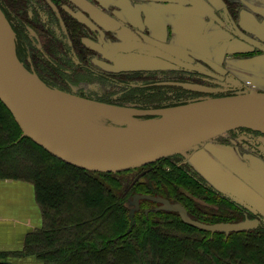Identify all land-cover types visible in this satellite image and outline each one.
<instances>
[{"label": "trees", "instance_id": "1", "mask_svg": "<svg viewBox=\"0 0 264 264\" xmlns=\"http://www.w3.org/2000/svg\"><path fill=\"white\" fill-rule=\"evenodd\" d=\"M2 1L16 12L21 29L26 3ZM46 72L56 82L68 77L51 67ZM133 94L141 104L172 100L162 92ZM179 160L169 156L120 173L76 168L22 137L0 102V180L31 184L42 221L21 250L0 252V264H25L20 263L25 258H33V264H264V222L247 231L209 233L186 225L178 213L149 198L133 206V196L146 195L180 204L189 218L204 224L257 219Z\"/></svg>", "mask_w": 264, "mask_h": 264}, {"label": "flooded vegetation", "instance_id": "2", "mask_svg": "<svg viewBox=\"0 0 264 264\" xmlns=\"http://www.w3.org/2000/svg\"><path fill=\"white\" fill-rule=\"evenodd\" d=\"M22 1L26 3L27 7L25 12L26 21L22 23V28L18 29L17 24L12 22L19 19L18 15L14 10L4 7L5 4L0 0V10L6 19L11 22L15 31V52L22 65L28 71L37 74L45 84H52L53 82L58 84L55 80L50 79L47 72V75H45L42 71L49 67L62 71L61 68L65 67L66 63L64 43H67L73 59H76L79 65L86 66L85 63L90 60L88 59V52L95 54V51L87 47L83 41L86 36H89L88 39H94V35L97 36L98 33L96 34L94 32L95 28L88 26L83 19L75 16V11L78 10L76 7L78 6L75 5L74 0ZM250 1L253 2V5L245 4H250ZM91 3L95 5L94 2ZM193 3L196 4V2ZM213 3L210 5L213 9V16L211 17L203 13L198 16L192 15L194 10L201 11V9L189 4L183 6L188 9L187 14L177 15L172 13L166 19L165 16L154 17L149 15L145 17L141 15V24L138 26L119 19L111 14V9L108 10L107 17L113 21L123 23L124 27L121 26L116 29L107 27L104 32L102 31L105 35L106 46L108 44L112 46L113 43L114 50L120 48L122 53L124 52L123 54L134 53L146 58L153 57L165 61L173 67L162 72L156 70L158 75L155 76L142 75L143 72H148L142 69L134 70L132 73L135 75L127 72H109L106 76L96 75L97 79L108 82L111 87H113L112 85H119L122 90L126 89L127 94L119 92L121 93L120 99L137 101L134 97L135 94H133L135 89L132 88L131 90L129 87L133 83H140L142 91L144 89L149 95L158 92H162L164 95L171 94L169 98L172 100L168 102L173 103L172 101H175L178 104L179 102L186 103L208 97L218 98L235 95L240 90L236 79V75L240 70H246L247 79H250L246 81L247 88L256 89L260 77L264 85V0H220V2L214 0ZM143 4H150V2ZM29 8H34L33 11L36 14L32 15L28 10ZM39 13L47 15L48 21L54 28L53 30L42 24L43 20ZM83 17L86 18L85 15ZM86 19L87 22H93L92 18L88 17ZM183 27L186 28V31L179 33L177 29H183ZM193 28L196 31H193ZM124 29L135 33L139 39H132L129 40L132 41L131 43H124L119 35L120 31ZM31 31L40 45L39 48H33L32 44H27V35L32 39L30 36ZM22 32L26 34L27 38L21 42ZM153 33L157 37H154ZM189 36L194 37L187 39ZM145 38H150L155 43L146 42ZM196 41H198V44H196ZM164 46L175 48L180 51L178 53L184 52L182 55L187 56V59L182 58V55L163 50ZM194 49L200 54L195 52ZM209 50L211 52L216 50L215 64L210 60ZM105 52H108L106 47ZM116 52L108 53L114 57L119 54ZM243 67L245 69H242ZM72 70V75H77L78 68L75 69L73 64ZM258 75H260L259 78ZM68 79L69 77H65L59 83L66 85ZM175 81L185 84V86H191L193 89L186 90L182 87H176L174 86ZM260 92L264 93V90ZM134 104L146 110L161 108H154L152 104ZM165 106L168 107V105ZM236 130H239L242 134L244 143L245 141L249 142L250 154L264 161V134L245 128Z\"/></svg>", "mask_w": 264, "mask_h": 264}, {"label": "water", "instance_id": "3", "mask_svg": "<svg viewBox=\"0 0 264 264\" xmlns=\"http://www.w3.org/2000/svg\"><path fill=\"white\" fill-rule=\"evenodd\" d=\"M55 95L105 105L127 114L135 112L131 117L144 133L114 137L84 130L57 109L54 104ZM0 102L13 117L22 137L28 138L66 164L94 172L120 173L144 167L162 158L197 147L200 143L233 129L245 128L264 134V93L257 91L206 98L186 105L142 112L52 91L36 75L27 71L18 60L8 24L1 10ZM185 106L193 108L170 115L172 109ZM108 120L103 118L100 123L90 118L86 121L105 129L129 128ZM149 122L155 123L144 124ZM204 152L201 150L192 153L187 161L190 164L195 162L206 172L208 178L202 176L209 184L219 188L221 192L233 195L239 203H250V200L256 202L258 198L253 193L262 195L247 179L241 181L236 177L231 178L227 169L223 171L214 159H206ZM141 176L142 174L137 175L126 191ZM261 180L264 181V178ZM259 198L264 200L261 196ZM153 200L161 203L162 209L178 213L186 225L209 233H236L254 229L259 225V220L256 219H245L238 223L204 224L189 218L185 208L179 204L172 205L164 199Z\"/></svg>", "mask_w": 264, "mask_h": 264}, {"label": "rangeland", "instance_id": "4", "mask_svg": "<svg viewBox=\"0 0 264 264\" xmlns=\"http://www.w3.org/2000/svg\"><path fill=\"white\" fill-rule=\"evenodd\" d=\"M204 1L203 0L202 1L201 0H90V1L89 0H74L75 5L78 6L76 7L78 10L75 11V16L80 19H83L88 24V26H90L91 28H95L94 32L96 34L98 33L97 36L94 35V39H88L89 36H86V38L83 41L87 47H89L90 49H94L95 54L89 51L88 59L90 60L87 63H85L86 66H83V64L79 65L78 61L76 59L75 60L73 59V55L69 51L67 43H64V48L66 50V56H65L66 63H65V67L61 69H62V72H65V74L69 75L68 83L66 85H63L59 82L58 84L54 82L52 84L51 83L45 84L43 82V79L39 78L37 74L33 72L31 73L36 75L37 78L52 91L66 93V94H69V95H72V96H75V97H78L84 100H88V101H97V102H101V103H105V104L113 105L117 107L130 108L138 112L147 111L146 109L138 107L134 104V103L141 104V102L139 101H133L130 99H127V100L120 99L121 93L123 94H125L126 92L128 93L126 89L122 90L119 85H112L113 87H111L108 82L98 80L97 76L100 74L102 76H106V74H108L109 72L111 73L127 72L128 74L135 75L134 73H132L134 72V70H142V69L144 71H148V72H143L142 75L155 76V75H158L156 70H158L159 72H162L164 70H170L173 66L165 61L157 60L156 58H153V57L146 58L145 56L136 55L134 53L123 54L124 52L122 53L120 48H117L116 50H114L113 43H112V46L109 44L108 46H106L105 35L103 34L105 29L107 27L111 29H116L118 27L123 26V23L113 21L112 19L107 17V11L111 9L112 10L111 14L117 16L121 20L129 21L133 23L135 26H138L141 24V15L145 17L149 15H153L154 17L155 16L156 17L165 16V19H166L168 15L172 13L177 14V15L187 14L188 9L184 8L183 6L189 5V4H192L195 7L201 9V11L197 9L194 10L192 12V15L198 16L200 13H203L205 15H209L210 17L213 16L212 14L213 9L211 8L210 5L214 4L213 3L214 0H204ZM91 2H94L95 5H93ZM146 2H150V4H143ZM193 2H196V4ZM215 2H220V0H215ZM172 3L175 5H173ZM245 4L253 5V2L250 1V4H247V3ZM33 9H30V8L28 9L30 10L29 12L32 15L36 14L33 11ZM39 15L41 16V19L43 20L42 24L45 25V27H49L53 30L54 28L51 26L50 22L48 21L47 15L45 13H39ZM83 15H85L86 18L88 17L92 18L93 22L92 21L91 23L87 22V19L83 17ZM6 22L8 24L9 32L14 42L15 49H16L15 31L13 30L11 22L7 19H6ZM12 22L13 24H18L17 21L15 20H13ZM122 31L123 33L120 32L119 35L121 37L120 36L119 37L122 40H124V43L126 42L131 43L132 41H129V40L139 39V37L135 33H132L126 29ZM177 31L181 33L183 31H186V28L184 27L183 29L178 28ZM30 33H31L30 36L32 39H30V37L27 35L28 37L27 44L29 45L30 43L32 44L33 48H39L40 45L38 41L32 35V31ZM152 35L154 37H157L155 33H153ZM21 37H22L20 40L21 42L26 40L27 38L24 32L21 33ZM144 40H146V42H149V43H155V41L150 38H145ZM21 44L22 46H24L23 43ZM196 44H198V41H196ZM105 47L109 53L117 51L119 54L115 55L114 57L110 56L108 52H105ZM163 50L165 51L167 50L169 52H172L173 54H178L180 56L184 54V52L178 53L180 51L172 47L164 46ZM194 51L200 54L197 50L194 49ZM209 52L211 55L210 60L213 64H215L216 50H214V52L213 51L211 52L209 50ZM182 58L187 59V56L185 57L183 56ZM72 64L73 66L75 65V69L78 68L77 75H72L73 73ZM242 69H245V68L243 67ZM259 77L260 75H258V78ZM247 78H248V74L246 70L245 71L240 70V72H238V74L236 75V79L240 86V90L236 94L249 92V91H257V92L259 91L260 92L264 90V85H263V81L261 80V77L259 79V83L257 84L258 87L256 89L255 88L252 89L249 87L247 88L246 81L250 80ZM72 79H73V82H72ZM140 86H141L140 83H137V84L133 83L129 87V89L131 88L132 90V88H134L135 90L133 92H136V91L142 92L144 96H148L149 93L145 91L144 89L142 91ZM174 86L182 87L183 89H186V90L193 89L191 86H185V84L183 85L182 83H179L177 81L174 82ZM170 95L171 94H165V97L169 98ZM208 98H215V97H208ZM203 99H206V98H202L196 101H200ZM196 101H190L186 103L179 102V104L175 101H172L173 103H170L171 101L170 102H160L157 105H153V107L154 108L161 107L158 109H165V108L176 107L180 105H186L188 103H192ZM143 104H147V103L144 102ZM165 105H168V107ZM93 123H96V122H93ZM242 140L244 139L242 138V134L239 132V130L233 129L222 135H217L203 143H200L199 145H197V147H193L191 149L185 150L181 153H177L174 155H176L177 157L181 159L179 161L183 165L186 162L188 163L187 159L189 155H191L192 153L201 151V150L208 152L211 155V157H213V159L217 163H219V165H221V167L223 168L222 169L223 171L227 169L226 171L227 173L231 175V178L236 177L237 179L241 181L242 180L244 181V179H247L249 182H251V184L255 185L261 191L260 193L262 195H264V181L261 180L264 178V161L262 159H259L251 155L250 154L251 152L249 149L250 146L248 144L249 142L245 141L244 143ZM222 163L225 166H223ZM207 184L211 186L214 190L219 192L221 195H225L230 200L237 203V205L238 204L241 205L248 212L255 215L257 218L256 220H259V224L261 222H264V200H261L259 198L260 196L264 198V196L260 194L259 196L257 193H253L258 198L256 202L249 199L251 201L250 203H245V202L239 203L235 200L233 195L230 196L229 194L221 192L219 188L212 186L208 182ZM246 186L247 185L245 184L244 187L247 189ZM143 197L144 199L149 198L153 202H156L153 199H162L159 197H150L146 195H143V196L135 195L132 197L130 202H132L134 206V204L138 203V201L140 199H143ZM200 204L203 207L208 208L207 205L203 203H200ZM209 208H213V207H209ZM245 218H247V216H245Z\"/></svg>", "mask_w": 264, "mask_h": 264}, {"label": "crops", "instance_id": "5", "mask_svg": "<svg viewBox=\"0 0 264 264\" xmlns=\"http://www.w3.org/2000/svg\"><path fill=\"white\" fill-rule=\"evenodd\" d=\"M193 31H196L193 28ZM120 32L123 33L121 30ZM194 36L187 38L192 39ZM206 159H211L204 152ZM190 164V163H189ZM201 176L206 172L195 162L190 164ZM202 176V177H203ZM41 214L35 201L31 184L15 180H0V252L21 250L28 233L41 227ZM20 263H36L33 258H25Z\"/></svg>", "mask_w": 264, "mask_h": 264}, {"label": "bare ground", "instance_id": "6", "mask_svg": "<svg viewBox=\"0 0 264 264\" xmlns=\"http://www.w3.org/2000/svg\"><path fill=\"white\" fill-rule=\"evenodd\" d=\"M54 104L56 105L57 109L63 115L66 116L68 120L72 121L73 123H75V125L79 126L80 128L87 131H91L93 133H99L114 137L133 136L144 133L141 128L137 127L135 119L131 117V115H134L135 112L134 114L129 112L127 114L124 113L125 111L122 112L120 110L96 103L78 101L76 98H71L69 96L58 97L57 95H55ZM191 108H193V106H185L181 108L172 109L170 115H174L178 112H183ZM90 118L94 119L95 121H100L102 118H106L109 119L110 122L114 121L113 123H121L124 124V126H128L129 128H127L126 130H115L110 128L105 129L102 127H97L86 121L90 120ZM153 123L155 122H149L144 124Z\"/></svg>", "mask_w": 264, "mask_h": 264}]
</instances>
